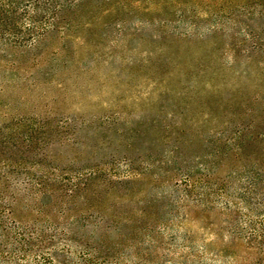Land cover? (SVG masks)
I'll return each instance as SVG.
<instances>
[{"label": "rangeland", "instance_id": "1", "mask_svg": "<svg viewBox=\"0 0 264 264\" xmlns=\"http://www.w3.org/2000/svg\"><path fill=\"white\" fill-rule=\"evenodd\" d=\"M0 264H264V0H0Z\"/></svg>", "mask_w": 264, "mask_h": 264}]
</instances>
